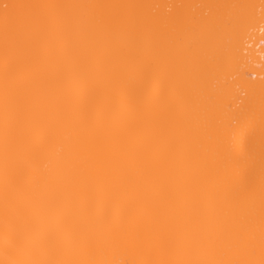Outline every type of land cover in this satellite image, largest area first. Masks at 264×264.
I'll list each match as a JSON object with an SVG mask.
<instances>
[{"label": "bare ground", "instance_id": "6f19581e", "mask_svg": "<svg viewBox=\"0 0 264 264\" xmlns=\"http://www.w3.org/2000/svg\"><path fill=\"white\" fill-rule=\"evenodd\" d=\"M258 6L0 5V264H264Z\"/></svg>", "mask_w": 264, "mask_h": 264}, {"label": "rangeland", "instance_id": "374dc122", "mask_svg": "<svg viewBox=\"0 0 264 264\" xmlns=\"http://www.w3.org/2000/svg\"><path fill=\"white\" fill-rule=\"evenodd\" d=\"M6 2H7V0H0V5L2 8H5ZM257 2L261 3L262 7L258 6V9H259V12L257 13L258 22L256 23V25L261 22L262 27H263L264 26L263 25V22H264V0H257ZM257 69H260L262 71L263 76L257 74V77L262 80V88H264V65L263 66H257ZM263 92H264V90H263Z\"/></svg>", "mask_w": 264, "mask_h": 264}]
</instances>
